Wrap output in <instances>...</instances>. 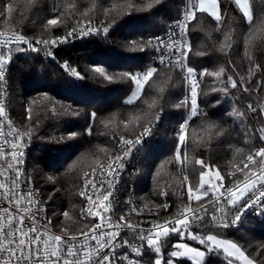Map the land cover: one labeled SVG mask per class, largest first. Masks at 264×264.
Returning a JSON list of instances; mask_svg holds the SVG:
<instances>
[{
    "label": "trees",
    "instance_id": "obj_1",
    "mask_svg": "<svg viewBox=\"0 0 264 264\" xmlns=\"http://www.w3.org/2000/svg\"><path fill=\"white\" fill-rule=\"evenodd\" d=\"M248 1L254 22L264 19V0ZM127 2L129 0H75L76 7L69 8L67 5L72 0H0V10L7 5L12 7L7 20L0 17V26L21 29L32 38L55 39L89 20L105 27L111 22L107 35L100 31L73 43H64L52 48L51 55L48 50L38 48L9 68L12 115L22 129L33 134L29 167L59 231L62 224L75 222L82 230L88 225L81 219L79 210L82 175L112 152L119 136L135 137L155 120L158 121L159 142L149 152L137 184V194L140 201L148 202L160 216H171L188 204L186 187L188 184L195 186L202 171L197 160L219 169L225 177L224 183L230 184L243 176L237 169L243 168L247 155L264 147L259 134L264 128V33H258L255 42L248 46L250 61L245 56L244 43L249 26L234 0H219L224 22L220 31H216L217 25L209 16L197 13V20L190 23L188 30L192 46L188 64L200 71H217L222 67L225 70L223 80L230 75L241 85L243 78V88L248 92L241 87H229L227 94L212 91L221 86L219 80L201 77L199 100L205 106L206 115L192 119L187 128L188 138L179 146L175 129L187 115L189 105L176 107L187 92L186 81L177 69L169 72L164 66L158 67L159 72L171 75L172 82L159 95L155 85L152 88L145 85L143 96L134 104L126 103L134 87L131 79L117 76L109 82L91 69L99 65L109 74L145 72L151 65L150 48L140 51L130 46V42L146 41L149 34L160 29L161 22L179 15L181 4L187 2L191 7L193 0H160L159 3L131 0L141 6L152 4L151 8L131 14L127 8L121 11V6ZM113 3L117 9L106 13ZM57 8L59 12L54 11ZM83 12L87 15L81 16ZM58 15L60 26L46 27L47 21ZM77 19L80 25H76ZM225 32H229V41H224ZM222 41L231 43L226 53L220 51ZM65 65L79 76H74ZM153 81L159 83L156 75L149 84ZM144 99L155 100V106L148 109L141 103ZM249 104L257 109L256 112L248 109ZM29 114L30 119L27 118ZM132 116L137 119L132 120ZM206 124L217 125L222 134L216 135V129L206 132ZM244 130L248 132L247 137ZM178 147L180 162L175 159ZM184 176L187 181L183 180ZM163 191L170 203L167 210L161 207ZM65 211L71 220L63 216ZM192 231L203 234L200 228L193 227ZM204 232L237 243L255 264H264V221L249 217L238 227L209 228ZM178 239L177 236L167 238L161 248L163 264L170 258L168 253ZM185 241L203 248L187 235ZM174 261L175 264H191L189 258ZM205 264H226V257L206 252Z\"/></svg>",
    "mask_w": 264,
    "mask_h": 264
},
{
    "label": "snow or ice",
    "instance_id": "obj_2",
    "mask_svg": "<svg viewBox=\"0 0 264 264\" xmlns=\"http://www.w3.org/2000/svg\"><path fill=\"white\" fill-rule=\"evenodd\" d=\"M159 2L160 0H156V3ZM234 2L249 26V32L244 43L245 56L251 61L252 58L248 55L247 49L249 45L255 42L258 33H264V19L254 22L248 0H234ZM67 7H76L75 0H72V3ZM151 7V3L141 6L129 0L121 6V11L127 8L129 10L128 14H131ZM219 8V0H193L191 7L186 10L182 19L175 22V30L168 33L166 39L157 36L147 41L130 42V46H135L140 51H144L145 47L154 49L158 57V64L169 69V72L179 69L181 73H186L184 80L187 83L189 94L181 99L176 107H186L190 104L189 110L192 118L206 115V113L200 111L198 106L200 81L197 76H209L219 80L221 86L213 88L212 91H221L227 94L229 87L232 89L241 87L244 92H248L247 88H243V78H241V85H238L237 81L230 75L227 76L226 81L223 80L225 70L222 67L217 71L203 69L197 73L195 68L187 64L188 53L192 48L188 25L192 21H196L197 13H200L215 21L216 31H220L224 22ZM116 9L117 5L113 3L105 11L107 13ZM54 11L59 12L60 9L57 8ZM11 12V5H7L5 9L0 10V17L7 20ZM86 15V12L81 13V16ZM75 23L80 25L81 21L77 19ZM60 24L61 20L58 15L49 19L46 27H57ZM110 26L111 22L109 23ZM109 27H103L102 31L105 35L109 31ZM99 31L100 29H94L91 26V20H89L88 26L73 27L67 36L58 39L45 38L32 41L19 32H14L10 36L0 32V81L4 80L5 66L12 59L13 48L17 52L36 51L42 44L47 51L52 46L67 42L73 36V33L78 38H83L90 34H98ZM230 31L231 29H229ZM229 32L223 33L224 41L230 40ZM230 49V42H221V52L226 53V50ZM197 54L203 55V53ZM48 55H51L50 51ZM255 67L259 68V65H255ZM65 68H67V65H65ZM91 70L109 82L117 76L131 79L134 83V91L131 98L126 101L127 104H134L141 99L145 85H148L149 88L155 85L159 95L164 93L165 86L172 82L170 74L159 72L155 66L143 73L109 74L105 67L99 65L93 66ZM251 72L252 68L250 67L249 74ZM72 74L79 76V73L75 70H72ZM154 75L158 77L159 83L153 81L152 84H149ZM141 103L146 104L148 109H152L156 102L155 100L149 102V100L144 99ZM248 109L252 112L257 110L251 104L248 105ZM262 111H264V107H262ZM92 116L95 118V113ZM0 118L7 121L10 128L12 127V121L7 117L3 104H0ZM27 118H31L30 114ZM131 119L136 120L137 117L132 116ZM187 128L188 121L186 120L180 125L177 132L178 146L182 145L188 138ZM2 129L3 125L0 124V136L4 135ZM213 129H216V135L222 134V130L217 125L206 124L204 128L206 132H211ZM150 132L149 127H144L140 137L149 135ZM259 134L260 139L264 141V128L259 130ZM8 135L13 136V140L9 142L5 137L3 144H0V157L6 161L9 158L11 160L6 167L0 165V200L3 201V203H0V264H118V262L119 264H138V261L130 259L127 254L117 255L116 249L126 248L139 256L145 246L159 257L155 264H162L161 248L169 236H177L179 239L177 243L172 245L173 250L168 253L170 258L164 264H174V259L177 262H182L184 258H189L191 264H205L206 252L224 255L226 264H255V261L249 258L237 243L220 239L216 234L204 232V229H227L235 226L250 208H259L260 212L264 213V147L247 155V163L244 164L242 169H237V171L243 173V181L241 182L237 178L233 186L230 187H225V177L221 175L219 169H214L211 165H205L203 160H197L196 163L201 166L202 171L197 184L195 186L188 184L186 187L188 204L180 207L175 217L163 224L148 221L152 226L147 230L126 221L124 216H120L119 219H112L109 215L113 203L111 197L115 188L114 175H118L117 169L123 168L122 163H120L121 156L117 155L114 160L109 161L106 165L108 171L101 168L99 174L95 171L92 175L85 173L84 191L80 194L90 206L83 213V217H92L95 221L92 227L82 230L76 227L75 222H73V224L66 226L62 224L60 232L55 233L50 231L52 227L51 220L46 217L37 218L38 213L43 214L44 207L42 202L34 198L36 196L35 190L24 191L21 188V170L19 166L23 162V146L31 139L30 130L21 133L19 130L13 129ZM244 135L248 136L247 130H244ZM141 138H137L135 143L140 144ZM120 143L128 149V151L123 152V155L127 156L134 142L121 137ZM100 151L105 152L106 149H100ZM237 151L243 150L237 149ZM175 159L180 162L179 147ZM249 164L252 165L251 168H249ZM257 168L258 171L255 170ZM13 170L15 176L10 175ZM187 179V176L183 177L184 181H187ZM193 204L195 207H193ZM161 207L167 210L169 205L165 203ZM129 211L135 212L136 209L130 206ZM63 216L71 220L67 211L63 213ZM193 227L200 228L203 234H194ZM124 230L130 231L136 237L140 242L139 246L135 242L129 243L127 239L121 237L120 234ZM186 234L188 239L197 241L203 246L204 250L190 247L187 243L182 242Z\"/></svg>",
    "mask_w": 264,
    "mask_h": 264
},
{
    "label": "built area",
    "instance_id": "obj_3",
    "mask_svg": "<svg viewBox=\"0 0 264 264\" xmlns=\"http://www.w3.org/2000/svg\"><path fill=\"white\" fill-rule=\"evenodd\" d=\"M189 8L190 7H189L187 2H184L183 4H181L179 15L168 20V21L161 22L162 25H161L160 29L149 34L146 37V41L152 39L153 37H157V36L164 37L166 39L167 34L175 30L174 29L175 22L182 19V17L184 16V13ZM189 25H188V30H189ZM86 26H88V23H84L81 27H86ZM91 26L94 29H100V31H102L103 27H105L101 23H97V22H91ZM0 32H3V33H5V35H8V36L12 35L14 32H19V33L23 34L29 40H32V41L43 40L41 38H32V37L24 34L21 29H5V28H2L0 26ZM67 34L68 33L60 35L59 37H57L55 39L63 38L65 36H67ZM92 35H96V34H90L86 37H89ZM86 37H83V38H86ZM83 38H78L76 36V34L73 33V36L71 38H69L68 41L65 43H73V42L78 41V40L83 39ZM62 44H64V43H59L56 46H52L50 49H48V52L52 48L53 49L57 48ZM38 48H44V47L41 44ZM150 51H151V59H150L151 65L149 68H151L153 66H155L157 68L163 67V65H159L157 62L158 57L155 53V50L150 48ZM31 52H32V50H26L24 52H17L15 50V48H13L12 59L5 66V77H4L3 81H0V104L4 105L6 115L12 121V127L10 128L7 124V121L0 118V124L3 125L2 130L4 133L3 136H0V144H3L5 137H7L9 142H11L13 140V136L8 135V133L11 132L13 129L19 130L21 133L27 132V130L22 129L15 122V119L12 115V111H11V107H10V99H11V88L10 87H11V85H10V78H9V68L11 65L15 64L21 57H24ZM187 64H188V57H187ZM188 66H189V64H188ZM149 68H147L145 71H147ZM195 69L197 70V73L200 72L199 69H197V68H195ZM67 70L70 71V70H72V68L67 67ZM177 70L179 71V73L184 78L186 73H181L179 69H177ZM197 79L200 81L199 88H198V106H199L200 111L202 113H205L206 112L205 106L199 100V92H200V87H201V77L197 76ZM188 94L189 93H188V86H187V92L185 95H183L180 98V100L183 99ZM189 109H190V104H189ZM189 109H188L187 115L184 116L178 122L176 129H175L176 135H177L178 129L180 128V125L184 121H186V120L188 121V126H189L190 122L192 121L193 118L191 117V113H190ZM159 116H160V114L158 115V117ZM147 127H149L151 129V132L149 135H145L142 138L140 137V134L143 131L135 137L119 136L116 140L115 147L112 150V152H110L109 155L105 159H103L98 164H96L94 167H92L91 169H89L85 172L89 175H92V173L94 171L97 174H99L101 168H104L105 171H108L109 169H107L106 165L109 163V161L114 160L115 156L120 155L121 156L120 163H122L123 168L117 169L116 171H117L118 175H114L115 188L113 189V196L111 197V199L113 200V203L111 205V211H110L109 215L112 217V219H119L120 216H124L126 221H128L134 225H138L139 227H142L146 230L152 226L150 223H148V221H151L153 223L163 224L165 221H169V220L173 219L178 212L177 211L175 214L168 216V217L160 216L158 211L153 209L148 202L140 201L138 198L137 184H138L139 178L142 174V171L146 167L149 152L159 142V134L157 133L158 132L157 131L158 130V121L157 120L153 121ZM30 134H31V139L28 140L27 143L23 146L24 157H23L22 164L19 166L20 170H21V177H20L21 188L24 191H27L29 189L35 190L36 196H34V198L38 199L40 202H42L43 207H44L43 214L38 213L37 218L46 217L47 219L51 220L52 227H51L50 231L55 232V233H59L60 231L55 228L53 221H52V217L50 216L48 202L43 197L40 189L38 188V186L35 182V177L33 175V172L29 167V152H30V148L33 144V134L31 131H30ZM121 137L134 142L133 145L131 146V150L129 151V154L127 156L123 155V152L128 151V149L125 148L120 143ZM137 138H141L140 144L135 143ZM8 162H11L10 158H9V160L6 161L4 158L0 157V165H3L6 167ZM245 163H247V160L245 161ZM257 163L259 164L258 159H257ZM249 166H252V165L249 164ZM255 170L258 171L259 169L257 168ZM85 173L82 175V178H81V185H80V188L78 190V195H79L80 202H81L80 203V209H79L80 210V216H81L82 220L88 221V226L84 229V230H87L88 228L92 227V225H93V223H95V221L92 219V217H87V218L83 217V213L86 212L88 207H90L87 204V202L85 201L84 197L81 196V194H80L82 191H84V182L83 181H84ZM10 175L15 176V171L13 170L12 172H10ZM243 179H244V176H242L239 180L242 182ZM234 183L235 182H232L230 184L224 183V185H225V187H230V186H233ZM161 199L163 200V204L167 203L170 206V203L167 200V195L165 192L161 193ZM0 203H3V201L0 200ZM186 205L187 204H184L182 206H186ZM130 206L134 207L136 209V211L135 212L129 211ZM193 207H195V205H193ZM249 217L254 218L258 221H264V213H261L259 208H257V209H251L250 208L241 217V221H239L237 223V225L232 226V227H238V226L242 225L244 223V221ZM120 235L122 238L127 239L129 241V243L135 242L137 244V246H139L140 242L136 239V237L130 231L124 230L121 232ZM116 252H117V255L127 254L130 259H134V260L138 261V264H155L156 260L159 258L157 256V254L155 252H153L151 249H149L147 246H145L141 250V254L139 256H136L134 253H132L131 251H129L126 248H117ZM118 264H119V262H118ZM162 264H163V260H162Z\"/></svg>",
    "mask_w": 264,
    "mask_h": 264
},
{
    "label": "rangeland",
    "instance_id": "obj_4",
    "mask_svg": "<svg viewBox=\"0 0 264 264\" xmlns=\"http://www.w3.org/2000/svg\"><path fill=\"white\" fill-rule=\"evenodd\" d=\"M133 91H134V87H133V89H132V91H131V93L126 97V101L128 100V99H130L131 98V96H132V94H133ZM263 107H264V105H263ZM235 171H236V169H235ZM235 182V181H234ZM163 192H165V191H163ZM166 193V192H165ZM88 222V221H87ZM88 226V225H87ZM194 233V232H193ZM195 234V233H194ZM187 235V234H186ZM185 235V236H186ZM219 238V237H218ZM220 239H222V238H220ZM189 240H191V239H189ZM182 242H184V243H187L190 247H195V248H200V247H197V246H194V245H192L191 243H189V242H187V241H185V239L182 241ZM201 250H204L203 248H200ZM161 254H162V251H161ZM163 256V255H162ZM174 259V258H173ZM174 264H175V261H174Z\"/></svg>",
    "mask_w": 264,
    "mask_h": 264
},
{
    "label": "crops",
    "instance_id": "obj_5",
    "mask_svg": "<svg viewBox=\"0 0 264 264\" xmlns=\"http://www.w3.org/2000/svg\"><path fill=\"white\" fill-rule=\"evenodd\" d=\"M248 3H249V1H248ZM250 6V5H249ZM219 11H220V8H219ZM220 15H221V12H220Z\"/></svg>",
    "mask_w": 264,
    "mask_h": 264
}]
</instances>
